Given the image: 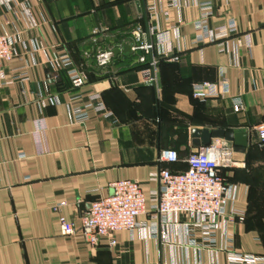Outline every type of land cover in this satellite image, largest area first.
<instances>
[{"label":"crops","instance_id":"crops-1","mask_svg":"<svg viewBox=\"0 0 264 264\" xmlns=\"http://www.w3.org/2000/svg\"><path fill=\"white\" fill-rule=\"evenodd\" d=\"M171 1L0 0V34L14 40V57L3 70L11 76L24 69L28 78L0 87V264H224V251L217 249L213 258L207 248L188 243L184 219L163 226L167 241L117 230L92 245L79 233L89 204L120 180L139 184L146 214L137 220L150 223L149 193L157 185L148 174L185 170V158L198 148L190 135L195 129L246 132L244 151H232L233 167L219 171L236 186L226 213L242 217L217 222L231 233L234 250L264 256V146L258 147L254 130L264 124V0ZM204 1L212 11L209 27L231 19L235 31L194 44L192 22ZM136 26L144 33L155 26L145 39L155 45L162 39L158 49L177 57L157 58L152 83L142 78L138 51L112 53L104 67L90 56L132 44ZM94 28L102 32L92 39ZM64 53L84 76L79 89L52 64ZM202 82L214 83L217 94L198 101L191 87ZM76 94L73 105L97 94L108 116L88 109L84 122L71 123L65 104ZM51 97L58 103H49ZM165 150L177 160L160 161ZM58 203V212L52 211ZM58 215L73 224V235L58 234Z\"/></svg>","mask_w":264,"mask_h":264},{"label":"built area","instance_id":"built-area-1","mask_svg":"<svg viewBox=\"0 0 264 264\" xmlns=\"http://www.w3.org/2000/svg\"><path fill=\"white\" fill-rule=\"evenodd\" d=\"M193 2L196 4L195 0ZM174 5V0L171 1ZM200 14L197 20L192 22L195 31L194 44L212 43L221 40L235 31V23L228 19L224 23L209 27L207 20L211 16L209 2H199ZM25 16H29L27 10ZM29 18V17H28ZM155 26H150L144 33L140 26L131 31L132 44L130 50L138 51L136 57L138 64H145L140 70L142 78L147 83L154 81V69L157 58L162 57L169 61H176V56L167 55L165 49H158L164 43L158 39L155 45L145 39V35H153ZM102 29L94 28L91 31L92 37L100 34ZM175 34L177 30L174 29ZM14 40L10 35L0 34V87L14 83L27 81V74L20 69L11 76H6L3 65L14 57ZM155 47L157 50H155ZM33 50L36 47L32 45ZM163 48V47H162ZM98 67L106 66L112 57L110 49H98L90 55ZM56 69L65 71L70 87L79 89L84 84V76L78 70L68 54H61L52 60ZM225 80L220 81L223 92H225ZM217 94L214 83L202 82L191 87V97L203 101ZM79 95H73L65 104L70 122L79 124L87 119L88 109L95 112L108 113L97 94H92L82 105H73L79 99ZM49 103L57 104L55 97L48 99ZM233 107L238 108V99H232ZM257 135L258 147L264 146V124L254 126ZM159 159L165 163H173L177 160L174 151H162ZM186 169L183 171H170L157 169L148 174V181L155 183L157 189L149 193V212L146 221H138L140 215L146 214L145 199L140 190L139 184L135 181L120 180L109 185L110 194L92 201L84 215L80 217L79 233L88 243L95 245L102 236H110L117 230L132 232L139 230L141 236H153L162 241H167V233L163 228L166 224H176L183 220L185 235L188 243L195 249L207 248L211 257L215 258L217 249L224 251V264H264V256L251 253L239 252L232 248V235L223 229L217 222V218L227 217L241 220L242 213L231 210L226 213L229 204L236 198V186L227 182L220 175V169L233 167L232 148L223 139L214 138L205 146H200L190 152L185 158ZM62 203L53 205L52 211L58 212ZM57 231L60 236H71L76 232L73 224L63 216H57ZM162 226V227H161ZM161 227V228H160ZM220 231V239H217V232ZM109 245L114 241L109 238ZM212 264H218L216 260Z\"/></svg>","mask_w":264,"mask_h":264},{"label":"water","instance_id":"water-1","mask_svg":"<svg viewBox=\"0 0 264 264\" xmlns=\"http://www.w3.org/2000/svg\"><path fill=\"white\" fill-rule=\"evenodd\" d=\"M136 5H138L137 2ZM130 47L131 44L123 42L120 48L113 49L112 53L114 56L118 54L127 55L130 54ZM190 135L193 139V145L195 147L207 145L210 138H220L231 144L233 152L242 153L247 144V134L244 131L225 132L219 129L213 131H208L206 129H202V130L195 129L191 131Z\"/></svg>","mask_w":264,"mask_h":264},{"label":"trees","instance_id":"trees-1","mask_svg":"<svg viewBox=\"0 0 264 264\" xmlns=\"http://www.w3.org/2000/svg\"><path fill=\"white\" fill-rule=\"evenodd\" d=\"M144 67H145V64H139V67H138V68H139V69H140V68L142 69V68H144ZM185 169H186V164H185Z\"/></svg>","mask_w":264,"mask_h":264}]
</instances>
